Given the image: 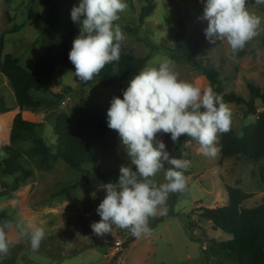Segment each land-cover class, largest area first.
<instances>
[{"label":"rangeland","instance_id":"1","mask_svg":"<svg viewBox=\"0 0 264 264\" xmlns=\"http://www.w3.org/2000/svg\"><path fill=\"white\" fill-rule=\"evenodd\" d=\"M153 1L155 9L141 28L137 24L142 5L139 0H123L127 7L118 13L119 20L114 22L121 26L125 35L121 43L129 53L138 57L149 55L144 68L158 67L165 58L169 59V53L175 47V7L179 0ZM78 3L79 0H0V38H3L0 61L5 54H10L24 69L32 71L36 61L49 46L58 44L72 28L80 27L71 20L70 15L72 7ZM186 3L192 13L198 14L197 39L202 47L197 58H207L218 70L224 91L235 92L247 100L245 82L252 81L264 92V48L257 47V37L264 34V7L246 5L251 14L260 18L262 28H257V35L246 43L243 50L238 51L245 52L246 55L237 58L230 53L231 49L226 41L210 43L206 39L204 29L207 21L199 19L203 13L202 0H186ZM125 25L138 30V36L144 41L138 42L127 35L123 29ZM174 64L180 80L192 83L202 90L209 87L200 72L190 65L183 62ZM129 81L109 87L93 81L80 87L74 82L71 71L56 69L47 91L31 92L34 107L20 110L6 78L0 74V107L5 109L0 111V147L8 146L17 150L18 162L31 171V176L15 190L12 189L14 177L0 173V192L6 193L0 198V210L15 219V223L6 229L7 237L12 241L9 248L22 246L16 264H28L30 261L33 264H232L222 254H208L207 258L203 254L214 241H226L230 238L229 235L219 230L214 231L205 220H200L197 227L190 231L188 223L198 219L199 209H212L227 203L225 185L253 194L242 204L244 208L264 203V189L258 175V167L264 165V159H221L219 153L215 158L208 157L200 151L199 143L186 135H182L174 144L170 133H158L157 138L163 140L173 157L190 161V167L184 171L186 187L177 192L173 215H169L166 206V215L158 214L151 218L150 235H142L140 238L131 235L126 239H122L118 227L113 226L111 234L101 237L90 226L101 219L96 209L106 195L103 185L117 183L120 167L131 164L120 137L107 138L95 146L94 158L83 165L82 171H74L60 160L48 166L40 165L39 157L33 149V137L40 135L49 148H54L53 124L56 114L65 112L75 122L80 105H104L109 96L124 91ZM65 87L69 90L60 92ZM255 105L257 109L264 111V102L257 99ZM227 106L231 111V129L240 136L244 126L253 122V116L243 114V105ZM18 113L22 120L35 126L21 139L11 142L12 123ZM217 147L219 148V144ZM5 157L0 153V160ZM152 179L158 184L164 183V171L161 170ZM86 188L90 196L88 202ZM32 216L34 220L28 222V217ZM81 222L87 223L86 230ZM37 227H42L45 231V238L39 247L46 248L45 253L34 252L31 248V233ZM83 234L93 236L91 245L101 241L106 251H109L116 240H121L123 246L114 257L107 254L106 259L97 251L79 252L85 247L78 244ZM64 237L77 243L73 249L76 253L70 256L65 253V258L61 255L63 250L59 243ZM3 256L0 255V261Z\"/></svg>","mask_w":264,"mask_h":264},{"label":"clouds","instance_id":"2","mask_svg":"<svg viewBox=\"0 0 264 264\" xmlns=\"http://www.w3.org/2000/svg\"><path fill=\"white\" fill-rule=\"evenodd\" d=\"M202 3L199 19L207 21L204 33L210 43L226 41L237 54L257 35L261 21L246 9L247 0ZM126 7L123 0H79L72 7L71 20L80 27L68 59L81 81H91L107 64L119 61L125 35L114 22ZM174 69V61L167 58L158 67H145L130 79L123 98L111 100L107 126L118 133L131 164L120 167L117 183L103 185L106 195L96 209L101 219L90 225L97 236L111 234L113 226L129 229L136 238L150 235L149 217L166 215L169 194L186 187L184 171L190 161L173 157L158 133H170L174 144L186 135L199 143L203 155L215 158L218 134L231 130V111L223 98L211 87L202 90L180 80ZM165 164L170 165L165 182L158 184L152 178ZM10 227V222L0 225V255H6L12 243L6 234ZM44 238V229L35 228L31 248L38 250Z\"/></svg>","mask_w":264,"mask_h":264},{"label":"trees","instance_id":"3","mask_svg":"<svg viewBox=\"0 0 264 264\" xmlns=\"http://www.w3.org/2000/svg\"><path fill=\"white\" fill-rule=\"evenodd\" d=\"M11 2L12 0H4ZM140 6L137 16L139 28L144 25V21L155 9L153 0H139ZM246 5L264 7V4H257L256 0H247ZM176 27L173 34L175 47L169 53V59L174 63H186L206 79L209 87L219 94L223 101L228 104L243 105V114L255 115V100L264 102V92L252 81H246L245 85L248 92V99L235 92H225L219 72L209 62L207 58H197L202 43L197 39L199 28L197 25L198 14L192 13L186 0H179L175 7ZM258 28H262L259 25ZM127 35L133 37L138 42L144 39L138 36V30L131 26L123 27ZM79 28H72L56 45L49 46L43 55L36 61L32 71H27L18 60L10 54H5L0 61V74L6 78L13 93L16 105L20 110L34 107L35 102L31 92L47 91L48 85L53 80L56 69H67L73 73L74 82L84 87L93 81H99L103 87L119 84L123 81L132 79L145 66L149 55L138 57L129 53L121 43V55L118 62L107 64L91 81L83 82L75 75L74 65L68 59V54L72 48V42L78 35ZM258 49L264 48V34L257 37ZM148 45V44H147ZM150 46V45H148ZM3 38H0V56L2 54ZM151 49L153 47L151 46ZM234 57H243L245 52L233 54ZM59 85V83H56ZM69 88L60 89L66 92ZM59 98V96H57ZM113 97L123 98V91L109 96L104 105L89 104L80 105L79 113L72 122L68 114L60 112L56 114L53 124L55 135V146L49 148L40 135L33 137V149L39 157L41 166H48L50 163L60 160L68 168L74 171H82L83 165L90 162L93 158V148L100 145L105 139L119 137L115 130L107 126V110L110 107ZM0 111H5L0 107ZM35 124L22 120L20 113L13 119L11 129V142L21 139L25 133H29ZM191 139V138H190ZM219 156L221 159H232L243 157L249 161L264 159V111L259 114L257 120L244 126L240 136H237L231 129L224 134H218ZM0 153L6 155L0 160V173L4 176H13L12 189H17L31 176V171L24 168L18 162V152L11 147H0ZM170 165L165 164V171ZM135 166L133 167V171ZM185 173V172H184ZM258 175L264 189V165L258 167ZM227 203L223 206L212 209L201 208L198 210V219L188 223V230L197 227L200 220L210 223L211 228L222 231L230 236L223 242H213L208 250L203 251L206 256L222 254L223 257L232 264H264V203L252 208H244L242 204L250 199L253 194L246 193L238 188L225 185ZM6 195L0 192V198ZM177 192L170 193L166 202L169 215H173V206ZM87 202L90 200L88 189L85 192ZM189 218V216H188ZM82 221V220H81ZM10 222L15 223V219L5 211L0 210V224ZM87 229V223L81 222ZM22 251L21 245L9 248L8 253L3 256L0 264H16L19 254ZM75 250L70 255H74ZM206 253V254H205ZM28 264H33L31 261Z\"/></svg>","mask_w":264,"mask_h":264},{"label":"crops","instance_id":"4","mask_svg":"<svg viewBox=\"0 0 264 264\" xmlns=\"http://www.w3.org/2000/svg\"><path fill=\"white\" fill-rule=\"evenodd\" d=\"M252 6V5H249V7ZM36 217V216H35ZM151 218L152 217H149V226H150V221H151ZM34 220L33 216L32 218L31 217H28V222L29 221H32ZM27 222V224H28ZM29 225V224H28ZM29 230L31 231V227L29 225ZM120 232H121V236H122V239H126V238H130L131 237V232L129 229H121L119 228ZM93 239V236L91 234H87L86 236L83 234L80 236L79 240H78V244L81 246H85L83 247V249H81L79 252H82V251H85L86 252H90V251H97L99 253H101L103 255V258L106 259L107 257V251H106V247L105 246H102V242L96 244V245H91V241ZM75 240H71V239H68V238H63L60 240V246L62 248V252H61V255L63 258L67 257L65 255V253H68V256H70L69 253H71V251L74 249V247L76 246L77 243L74 242ZM46 249V248H45ZM45 249H42V248H39L38 250L34 251V252H40V253H45ZM107 252V253H106Z\"/></svg>","mask_w":264,"mask_h":264},{"label":"built area","instance_id":"5","mask_svg":"<svg viewBox=\"0 0 264 264\" xmlns=\"http://www.w3.org/2000/svg\"><path fill=\"white\" fill-rule=\"evenodd\" d=\"M261 112H262L261 110L257 109L255 115H253V120H257ZM122 246H123V242L121 240L114 241L109 251H107L108 252L107 254H109L111 258L114 257L117 252H120Z\"/></svg>","mask_w":264,"mask_h":264}]
</instances>
